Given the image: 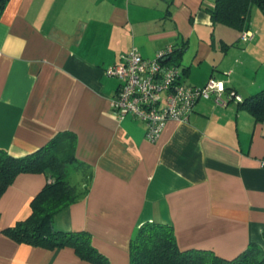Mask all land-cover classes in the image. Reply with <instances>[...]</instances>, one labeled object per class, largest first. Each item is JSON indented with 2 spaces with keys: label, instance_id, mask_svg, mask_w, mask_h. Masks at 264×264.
Returning a JSON list of instances; mask_svg holds the SVG:
<instances>
[{
  "label": "crops",
  "instance_id": "0c3cea01",
  "mask_svg": "<svg viewBox=\"0 0 264 264\" xmlns=\"http://www.w3.org/2000/svg\"><path fill=\"white\" fill-rule=\"evenodd\" d=\"M212 7L213 0H4L0 8V149L20 158L57 133L75 135L76 159L92 179L53 227L89 233L110 264H130V239L146 222L171 225L181 251L225 259L249 245L264 251V121L256 124L241 105L264 90V24L249 17L237 31L213 23ZM246 31L254 38L244 43ZM132 47L147 59L183 47L175 65L183 84L202 88L213 78L241 102L200 99L186 121L166 122L157 141H147L140 122L113 116L119 81L104 74ZM46 182L20 175L0 195V264H91L70 248L31 247L4 234L28 217Z\"/></svg>",
  "mask_w": 264,
  "mask_h": 264
},
{
  "label": "trees",
  "instance_id": "16d2710c",
  "mask_svg": "<svg viewBox=\"0 0 264 264\" xmlns=\"http://www.w3.org/2000/svg\"><path fill=\"white\" fill-rule=\"evenodd\" d=\"M3 3L1 0V7ZM253 7L264 15V0H213V7L207 12L213 23L242 32L247 27ZM182 51L183 47L171 48L165 63L176 65ZM241 103L256 124L264 121V90ZM75 146L73 133L60 132L36 152L24 157H12L0 149V195L20 175L43 174L47 180L30 201L28 217L4 230V234L18 244L48 250L70 248L83 261L110 264L92 245L89 233L64 232L53 227L56 215L87 195L92 179L90 167L76 159ZM70 168L81 176L80 186L68 181ZM129 257L130 264H264V251L256 245H249L232 259L221 258L211 251H181L173 227L155 222H146L135 231L129 242Z\"/></svg>",
  "mask_w": 264,
  "mask_h": 264
},
{
  "label": "built area",
  "instance_id": "2783aa9c",
  "mask_svg": "<svg viewBox=\"0 0 264 264\" xmlns=\"http://www.w3.org/2000/svg\"><path fill=\"white\" fill-rule=\"evenodd\" d=\"M1 8V0H0ZM251 32H243L240 41H252ZM171 48L157 52L154 58H143L135 47L119 55V62L104 71L117 79L119 86L110 100L116 120L130 116L145 128V138L156 142L168 121L184 122L200 100H212L224 107L228 100L240 99L233 92H226L221 82L210 78L202 88L183 84L177 67L165 63ZM264 169V158L259 160Z\"/></svg>",
  "mask_w": 264,
  "mask_h": 264
},
{
  "label": "rangeland",
  "instance_id": "374dc122",
  "mask_svg": "<svg viewBox=\"0 0 264 264\" xmlns=\"http://www.w3.org/2000/svg\"><path fill=\"white\" fill-rule=\"evenodd\" d=\"M254 10L257 11L258 13L260 12L259 16L264 17V15H262L261 11L257 7H253L251 9L250 24L258 27V26H261L262 24H264V20H262V19L260 20L258 15H255V13L253 12ZM67 179L70 182V184H72L74 186H80V182L79 181L81 179V176L79 174L75 173L73 168L69 169V175H68Z\"/></svg>",
  "mask_w": 264,
  "mask_h": 264
}]
</instances>
